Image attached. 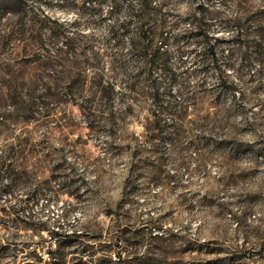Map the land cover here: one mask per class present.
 <instances>
[{"label": "rangeland", "instance_id": "1", "mask_svg": "<svg viewBox=\"0 0 264 264\" xmlns=\"http://www.w3.org/2000/svg\"><path fill=\"white\" fill-rule=\"evenodd\" d=\"M140 2L0 0V264H264V0Z\"/></svg>", "mask_w": 264, "mask_h": 264}, {"label": "trees", "instance_id": "2", "mask_svg": "<svg viewBox=\"0 0 264 264\" xmlns=\"http://www.w3.org/2000/svg\"><path fill=\"white\" fill-rule=\"evenodd\" d=\"M91 1H94V0H87V2H91ZM99 1V0H97ZM140 7L138 9H136L135 7L133 6H130L129 8V15L130 16H134V17H137V16H140L142 17L143 15L146 14V9H147V6L151 3V0H140ZM114 12V10H113ZM129 24L128 23H125L123 24L122 28H128ZM143 29V27H142ZM156 107H157V110L159 113H166V114H170V115H175V111H174V106H164L163 104L157 102L156 103ZM158 116V115H157Z\"/></svg>", "mask_w": 264, "mask_h": 264}]
</instances>
